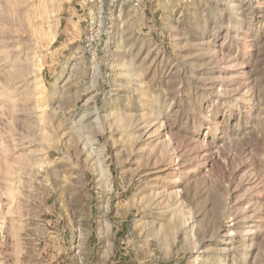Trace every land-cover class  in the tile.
<instances>
[{
  "label": "rangeland",
  "instance_id": "rangeland-1",
  "mask_svg": "<svg viewBox=\"0 0 264 264\" xmlns=\"http://www.w3.org/2000/svg\"><path fill=\"white\" fill-rule=\"evenodd\" d=\"M0 264H264V0H0Z\"/></svg>",
  "mask_w": 264,
  "mask_h": 264
},
{
  "label": "bare ground",
  "instance_id": "bare-ground-1",
  "mask_svg": "<svg viewBox=\"0 0 264 264\" xmlns=\"http://www.w3.org/2000/svg\"><path fill=\"white\" fill-rule=\"evenodd\" d=\"M138 86H141V84L139 83V85Z\"/></svg>",
  "mask_w": 264,
  "mask_h": 264
}]
</instances>
